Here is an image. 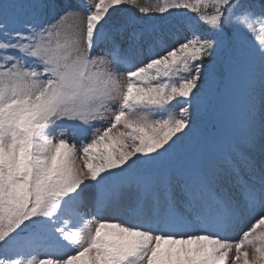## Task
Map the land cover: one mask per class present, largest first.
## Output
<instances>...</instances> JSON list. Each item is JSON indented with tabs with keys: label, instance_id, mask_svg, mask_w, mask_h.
I'll use <instances>...</instances> for the list:
<instances>
[{
	"label": "snow or ice",
	"instance_id": "1",
	"mask_svg": "<svg viewBox=\"0 0 264 264\" xmlns=\"http://www.w3.org/2000/svg\"><path fill=\"white\" fill-rule=\"evenodd\" d=\"M0 264H264V0H0Z\"/></svg>",
	"mask_w": 264,
	"mask_h": 264
},
{
	"label": "rangeland",
	"instance_id": "2",
	"mask_svg": "<svg viewBox=\"0 0 264 264\" xmlns=\"http://www.w3.org/2000/svg\"><path fill=\"white\" fill-rule=\"evenodd\" d=\"M145 2V0H141V3H144Z\"/></svg>",
	"mask_w": 264,
	"mask_h": 264
}]
</instances>
